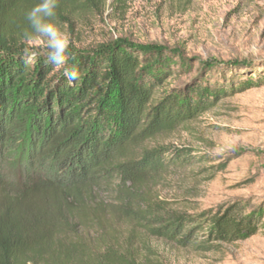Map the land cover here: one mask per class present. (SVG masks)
Listing matches in <instances>:
<instances>
[{
    "label": "trees",
    "instance_id": "obj_1",
    "mask_svg": "<svg viewBox=\"0 0 264 264\" xmlns=\"http://www.w3.org/2000/svg\"><path fill=\"white\" fill-rule=\"evenodd\" d=\"M36 3L0 0V264H86L110 253V246L96 248L92 233H107L112 220L137 219L148 200L144 187L193 159L189 148L149 143L208 109L225 88L196 83L157 96L168 77L189 70V59L119 41L70 51L80 78L69 84L47 53H30L18 41L30 31L25 14ZM263 81L228 87L243 91ZM263 214L235 202L208 218V239H248ZM151 217L154 235L176 240L204 214L158 210ZM197 229L177 241L187 246Z\"/></svg>",
    "mask_w": 264,
    "mask_h": 264
},
{
    "label": "rangeland",
    "instance_id": "obj_2",
    "mask_svg": "<svg viewBox=\"0 0 264 264\" xmlns=\"http://www.w3.org/2000/svg\"><path fill=\"white\" fill-rule=\"evenodd\" d=\"M57 10L70 51L119 41L182 52L189 70L168 77L157 96L196 83L225 88L208 109L149 143L189 148L193 159L144 187L148 200L137 219L112 220L107 233H92L96 248L110 246V253L86 264H264V214L248 239L212 241L207 235L208 218L235 202L264 208V83L237 92L228 87L264 80V0H80ZM18 39L30 53H48L40 37L22 32ZM100 196L112 201L107 192ZM158 210L204 214L179 238L202 229L187 246L157 237L149 221Z\"/></svg>",
    "mask_w": 264,
    "mask_h": 264
},
{
    "label": "clouds",
    "instance_id": "obj_3",
    "mask_svg": "<svg viewBox=\"0 0 264 264\" xmlns=\"http://www.w3.org/2000/svg\"><path fill=\"white\" fill-rule=\"evenodd\" d=\"M60 0H38L25 14L30 31H25V36H33L44 40L48 49L47 58L56 67L63 69V77L69 84L79 80L80 73L75 66L68 64L71 58L69 36L57 17ZM28 62L31 54L26 53Z\"/></svg>",
    "mask_w": 264,
    "mask_h": 264
}]
</instances>
